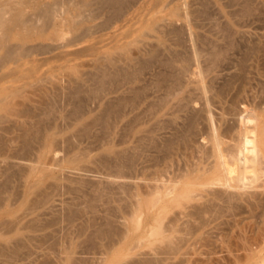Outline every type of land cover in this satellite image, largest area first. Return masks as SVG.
<instances>
[{
    "label": "rangeland",
    "instance_id": "rangeland-1",
    "mask_svg": "<svg viewBox=\"0 0 264 264\" xmlns=\"http://www.w3.org/2000/svg\"><path fill=\"white\" fill-rule=\"evenodd\" d=\"M6 1L9 3L8 10L9 8L16 10L10 12L9 16L7 15L9 17L7 27L0 26L1 37L9 34L13 36L12 39L6 41L5 48L0 45V57H2L4 49L8 45L14 44L19 51L11 62L5 65L0 62L2 64L0 68V100L10 95L9 100L16 99L19 102L29 103L31 106L38 105L39 107H36L39 108L37 109V111L39 110V118L41 116L44 118H41L46 128L44 132H47L48 128L51 127L50 129L57 131V135L53 142L51 140L46 142V147L48 148L51 145V148L41 158H38L37 147L43 146L44 142L39 139L41 134H37L36 138H39L35 141L32 140L30 156L26 154L25 150L18 149L17 142H8V148L5 149L6 151L4 150L5 153L0 154V161L2 156H9L11 161L17 160V162L27 160L25 163L29 162L37 169L33 172L34 175L38 174L41 168L47 169V175L43 179L41 189L45 188L42 193L47 192L45 194L51 196V199L55 201L57 219L52 227H49L50 229L46 228L34 233L37 240L43 238L41 243H37L34 239L29 249L22 248L23 251H20L17 257L12 259L7 257L11 250H6L5 253L0 252L2 254H0V264H133L135 261L136 263L146 262V260L150 261L151 259L155 262L157 259L170 257L171 255L172 258L168 260L171 262L169 264H264V189L256 187L260 177L261 180H264V165L260 164L246 168L245 177L248 179H245L246 184L241 186L238 179L244 176V169L238 167V165L230 164L228 160L231 153L234 152L231 149L239 140L241 131L247 127L251 130L253 125L258 126L259 134L264 129V0H135L128 5L129 7H126L127 11L123 18L113 21L111 26L108 25L109 27L105 25L110 14L109 10H101L99 7L103 6L97 2L99 0H96L95 3L93 2L95 0H86V3L82 6L79 5L83 0H73L79 3L78 6L74 5L73 1L72 5H67V0L65 3L59 0H0V6L1 3ZM91 1L94 5H90L89 2ZM246 1L249 3L248 5H245L247 4ZM54 2L55 4L64 3V5H61L64 12L56 10L57 12L53 13L54 21L48 25L42 20L40 13L48 6L51 7ZM244 5L245 7L250 6L249 8L254 10L250 14L251 16L242 15L245 9ZM55 6L58 9V6ZM97 10L101 11L98 12ZM83 12L89 17L87 19L84 14L81 15V18L84 17L85 20L80 18V24L75 28L69 27L64 20L70 19L72 14H78L77 16L80 17ZM97 13L99 16H97ZM179 13L183 14L184 17L181 19L175 18ZM20 14L23 19H25V16L28 17L29 24L27 23L26 26L18 24ZM35 15L36 18H40L37 19V23L33 21L36 19ZM171 16H174L177 26L185 25V30H182V34H179L180 38L184 37V41H182V38L180 45L176 48L181 52V57L184 59L185 57L190 58L193 63L192 72L197 70L198 65L202 69L208 65L206 55H200L203 52L201 51L202 43L198 40V35L204 34L200 38L209 40L214 37V33L216 35L224 33L225 31H221L224 29H222V26L230 21L234 23V45L228 46L225 41H221V47L225 49V55L220 59L221 63L219 61L217 66H214L213 73H206L204 72L205 68L203 69L200 85L203 84L204 88L199 86V89L191 86L184 92L186 99L192 101H190V107L187 109L182 108V106L180 109L176 108L175 115L172 117V120L174 117L175 119L172 122L173 125H171L172 129L170 128V131L177 133L178 140L172 149L173 154L170 153L168 162L165 165H155L153 161L154 152L148 147L149 138H143L140 141L139 137L131 133H124L127 119L116 121L117 133L111 135L114 144L118 149L124 148L125 150L133 149L134 146V150L126 151V153L128 152L127 155L138 159L135 161L133 178H128L127 182H141L144 186L142 191L145 189L144 194L151 191L153 185L166 186L170 189L178 187V190L182 193L181 195H186V192L190 190L196 191V197L189 201H181L179 205H173L170 211L159 220L142 215L140 228L137 229L130 218H124L125 215L121 210L113 209L114 204H111L110 208L109 204H106L104 197L114 195L117 198L119 195H125L118 192L124 180L119 177L118 179L117 175L115 176L116 173L102 163L103 156L101 157V155L103 151L101 150L104 145L103 140L106 141L103 127L96 124L93 126L92 133L88 136L82 135L80 128L90 122L89 120L98 116L101 104L105 100L104 95L100 93L101 91H99L101 97H97L99 93L96 87L101 89L97 79L101 76L99 71L102 72L106 67L107 57L115 58L117 64L118 59H125L127 56H131L134 62L137 61L136 57H139V55L147 58L146 53L150 49L155 35L151 29L154 26L159 28L161 24L164 25L172 18ZM61 17H64L62 22L60 21ZM216 29L220 32L216 33ZM241 34L244 36L242 35L240 40ZM191 37L196 40L195 47H191ZM180 38L178 39L174 35L171 36L170 40L172 44L176 45ZM244 38L248 39L247 44L244 42L246 40ZM255 45L257 50L249 55V48ZM24 47L28 49L26 50ZM31 48L33 49L31 50ZM197 49L200 50L197 51ZM200 51L201 53H199ZM196 52L200 55L198 60L193 58L191 60L192 55ZM25 53H27L26 56ZM0 61L2 60L0 59ZM96 75L99 78L97 76L96 79ZM213 75H216L215 78ZM149 76L150 72L148 70L145 73L147 81ZM212 79L214 80L213 84L210 81ZM227 80L232 85L228 90L229 94L227 92L221 101L214 100L212 96L213 89L228 84ZM93 88L95 93L97 91V96H95L96 94L92 96L89 94ZM79 91L81 94H75ZM84 91L87 93H84ZM40 94L44 97V100ZM115 95L116 93L110 96ZM94 96L97 98L95 99ZM37 99H42L43 104L41 100L39 102ZM149 99V96L145 98L140 105V109L149 102ZM2 103L3 100L0 101V106ZM229 108L231 109L229 110ZM135 112H139V108L135 109L132 114ZM4 113V111H1V114ZM78 113H80L79 116ZM191 114L197 115L195 116V118H198V120L196 119L197 130L195 134L186 137L188 135L186 121ZM46 115L51 117L45 119ZM14 120L15 117H11L6 124L0 125L1 128L3 126L7 127L5 132L0 128L1 138L13 139L12 136L17 135L13 126ZM11 126L14 128H10ZM144 126L150 127L151 121L146 118ZM223 128L227 131H224ZM80 130L81 132H79ZM214 131L220 137L223 135L220 150L225 156L226 166L222 168L215 167L216 157L212 147ZM122 136L124 137L122 138ZM124 139L125 141H123ZM80 152L81 154L84 152L85 157ZM228 152H231L230 155ZM73 154L75 155L73 156ZM71 158H75L72 163L70 162ZM22 171L21 174H16L10 180L11 186L18 188L17 194L21 192L22 186L26 182L24 176L27 170L22 169ZM3 173V167H0L1 185L6 180V174ZM200 175L201 177L198 178ZM253 175L259 176V178L257 177L258 180ZM224 177H234L231 181V187H224L220 182L212 183L215 178L224 179ZM82 178L91 179L94 183L97 182L96 185L99 184L100 186L97 185L96 187L99 186V188H93L92 185H79L76 181L78 179L82 180ZM95 180L97 181L95 182ZM129 184L127 183L132 188ZM215 190H222L227 194H222L213 199L212 193ZM87 193H89V196L91 195V198L92 194L93 197L98 193L104 195L100 194L103 200H97L94 204L97 205L96 210L92 212L95 218L91 217L89 210L86 213V207L92 200L87 198L89 197ZM14 197L12 208L4 199V204V201H1L3 206L0 204L2 206L0 207V222L8 218L6 210L17 211L25 205L23 203L19 204L20 198L17 195ZM213 204L214 206H211ZM78 206L83 215L69 219L67 217L69 208L77 210ZM205 209H208V211ZM47 221L49 219L45 220V222ZM159 225L162 234L158 237L152 231ZM99 229L108 231L107 235L97 234ZM5 230L6 228L0 224V234L5 233V235L11 236L6 234L7 231ZM151 233L152 235H150ZM23 234L28 236V234L33 233L31 228H26L23 230ZM126 235V240L123 244H120L119 240ZM162 236H168L166 244L159 240ZM3 241L0 237V243ZM156 243L163 244L161 249H159L161 245H156ZM175 245H178V251L167 250V252H174V254L171 253L170 256L167 253L166 255H159L161 252H166L163 249L172 248Z\"/></svg>",
    "mask_w": 264,
    "mask_h": 264
},
{
    "label": "bare ground",
    "instance_id": "bare-ground-1",
    "mask_svg": "<svg viewBox=\"0 0 264 264\" xmlns=\"http://www.w3.org/2000/svg\"><path fill=\"white\" fill-rule=\"evenodd\" d=\"M59 1L64 2V3L66 2V0L65 1L59 0ZM72 1L73 0H67V3H68L67 5H69V4L72 5ZM134 1L135 0H99V1H97L99 4L100 3L102 4L101 6H103V7H99L101 10L105 11V9H107V10H109V13H110L108 18H107V22L105 25L111 26V24H113V21H117V20L123 18V16L125 15V12L127 11L126 7ZM55 2H57V1H55ZM55 2H54V4H55ZM91 2H89L90 5H92V4L94 5L96 0L93 1L94 3L93 2L91 3ZM64 3L55 4L58 6V9L54 4L51 7L47 5L48 7L45 10L43 9V11H41V13H40L41 15L39 14L40 17L42 18V20H44L46 23H48V25H50V22H53L54 18H55L53 16V13H56L57 12L56 10H62L63 11V9H62L63 7L61 5H64ZM84 3H86V0H83L82 3H80V5L77 1L76 2L73 1V4L76 6H78V5L82 6ZM47 4H49V3H47ZM59 4L61 7L59 6ZM88 4H85V5H88ZM248 4L249 3L247 2V4H245V5H248ZM8 5H9V3H8V1H6L4 3H1V6H0V26L1 27H5V26L7 27L8 23H9V20H8L9 17L8 16H9L10 12H12V11L15 12V10H16L13 8H9V10H8L7 9ZM245 5L243 7H245ZM249 7H245V9L243 11L244 13L241 11L242 15L245 14V16H248L252 13V11H254V10H251ZM59 8H61V9H59ZM65 9L66 8L64 6V10ZM100 11H98V12H100ZM60 13H62V12L60 11ZM83 14L88 19L89 16H87V14H85L83 12L80 14V17L77 16L78 14L77 15L72 14L70 19H64V17H61L60 21L62 22V20L64 19L68 23L69 27L75 28V27H77V25L80 24L81 19L84 18V17L81 18V15H83ZM37 16H38V13H37ZM97 16H99L98 13H97ZM21 17H22V15L20 14V20L18 19L19 20L18 24L20 26H26L27 23L29 24L28 17L25 16L24 17L25 19H23ZM171 17L172 18H170L167 21V23H165L164 25L161 24V26L159 28L154 26V28L151 29L155 33V35H154V41L151 43L150 49L146 53L147 58H144V57H142V55H139V57H136L137 61L134 62L133 58H131V56H127V57H125V59L124 58L118 59V64H117V61L115 60V58L107 57L106 63H105L106 67L104 66L105 69H103L102 72L99 71L101 73L100 78L98 75H96V79H97V76L99 78V79H97L98 81L97 80L96 81L98 82L101 89H99L98 87H96V88L98 90V93H99V91H101L100 93H102L104 95L105 100L101 104L100 112H99L98 116H95L93 119L91 118L92 120H89L90 122H88V123L85 122L86 124L82 125L83 127L81 126V128H80L82 130V135L84 134V135L88 136L89 134L92 133L93 126H95L96 124H100L103 127L102 129H104L103 133L105 134L104 137H105L106 141L104 142V140H103L104 145H103L102 150H101V151H103V154L101 155V157L103 156L102 163L105 167H107L109 169L111 168L116 173L115 176L117 175V178L119 177V178L124 180V181H122L123 183L120 185L118 192L125 195V196L119 195L120 197L118 196L117 198L114 195H110V196L104 197V198L106 200V204H109V208H110L111 204H114L113 209H116L118 211L121 210V212H123V214L125 215L124 218H130L134 227L137 229L140 228V218L142 215H145V217H147V218L154 217L156 220H159V219L163 218L170 211V209L173 205H179L181 201H184V200L189 201L190 199L196 197V195H195L196 191L190 190L189 192H186V195H181L182 193L178 190V187L170 189L166 186L165 187L164 186L158 187V186L152 184L153 186H151L152 187L151 191H149L148 193L145 192V194H144L143 191H145V189L142 191L144 186L141 184V182L140 183L139 182H127L126 180H128V178H133L132 174L135 171V168H134L135 167V161L138 159L133 158L134 157L133 155H132L133 157H131V155L130 156L127 155V154H129L128 152L126 153V151L134 150V148H135L134 146H133V149L129 148V149L125 150L124 148L118 149L116 144H114L111 135H114L117 133L116 121L119 119L120 120L127 119V121H125L126 125L124 126V133H126V134L131 133V134L139 137L138 139L140 141H141V139L143 140V138L144 139L149 138L150 140H148L149 141L148 147H150L154 152L153 161H154L155 165H158V166L165 165V163L168 162L167 161L168 157H169L170 153H172V149L174 148V145L178 140V137H176L177 133L170 131V128L172 127L171 125H173L172 122L175 119V117H174V119L172 120V117L175 115L176 108L180 109L182 106V108L184 107L185 109H187L190 107V101H192V100L186 99L187 97L184 95V92H186L187 91L186 89L190 88L191 86H194V87L199 88V89H200V87L204 88L203 84L200 85L201 74L203 73L204 70H205L204 72H206V73H209V74L213 73V71H214L213 69L217 66V63L220 61V59L225 55L224 54L225 49L223 47H221V41H225V43H227L228 46L234 45V35H233V33H235V32H233V29H234L233 24L234 23H232L230 21H228L224 26H222V29L223 28L224 29L221 31L222 32L225 31L224 33L221 34V33H219L220 31H217V29H216V33H219V35H216L213 32L214 37L210 38L209 40L200 38L201 35H204V34L198 35L199 36L198 40L202 43L201 51L203 52V53H201V51H200L199 53H201L200 55L203 54V56L206 55V61H207L208 65L205 67L203 65V67L205 68V69L203 68L204 70L198 65L197 70H194L192 72L191 68H192L193 63L190 61V58L187 59V57H185V59H184L183 57H181V55H180L181 52H179L178 49L176 48V46L180 45V41L182 38H183L182 41H184V37L182 36L180 38L179 34H182L181 33L182 30H185V25L177 26V24L174 20V16H171ZM183 17H184V15L179 13L175 18L181 19ZM35 18H36V15H35ZM37 19L38 18H36L34 20L31 19V20H33L34 23H35V21L37 23L40 18L38 20ZM84 20H85V18H84ZM233 21L235 22V20H233ZM41 23H42V21H41ZM211 23H213V22H211ZM35 25H37V24H35ZM60 25H61V23H60ZM102 27H103V25H102ZM100 28H101V26H100ZM213 28H215V26H213ZM231 30H232V32H231ZM83 32H84V30H83ZM174 35L177 36L178 39L180 38V40H178L176 45L172 44V41L170 40L171 36H174ZM242 35L243 34H241L240 40L242 38ZM191 36H192V34H191ZM0 37H1V35H0ZM12 37L13 36L10 34L7 36H2L0 38L1 47L5 48L6 41H9L10 39H12ZM238 38H239V35H238ZM246 38H244V40ZM251 38H252V36H251ZM2 41H4V43H2ZM187 41H188V39H187ZM190 41H191V47H195L197 44L196 40L192 39V37H191ZM247 41H248V39H246L244 42L247 44ZM173 43H175V42H173ZM185 43H186V41H185ZM246 44H245V46H246ZM24 48H26V47H24ZM27 49L28 48H26V50ZM32 49L33 48H31V50ZM198 50H200V49H197V51ZM256 50H257L256 45L254 47H250L248 54L250 55V54L254 53ZM18 51L19 50L16 48V46L14 44L8 45L6 47V49H4V54L2 55V57H0V59L3 62L2 61H0V62L4 63V65L8 62H11V60H13L15 58ZM130 52H131V50H130ZM191 52H193V51H191ZM199 53L196 52L194 55H192V53H191V55H192L191 60H192V58L198 60V57L200 56ZM26 55H27V53H25V56ZM220 63H221V61H220ZM1 67H2V64H0V68ZM148 70L150 72V76H149V79L147 81V79L145 78V73ZM95 74H94V76H95ZM215 76H214V78H215ZM210 81H212V84L214 83L213 79ZM229 81H230V79H229ZM227 83L228 84H225L224 86L217 87V88L213 89V95L212 96H213L214 100H217V101L222 100L224 95L228 92V90L232 86L229 84L230 82H228V80H227ZM78 84H80V83H78ZM212 84H211V87H212ZM78 88H80V87H78ZM44 89H43V91H44ZM93 90H94V88L92 89V91L89 92V94L91 96L95 95L97 93V91L95 93ZM208 90H210V89L208 88ZM210 91H212V90H210ZM14 93H16V92L14 91ZM77 93H80V91L76 92L75 94H77ZM84 93H87V92L84 91ZM84 93H82V94H84ZM100 93L98 96H97V94L95 96L99 97L101 95ZM115 93H116L115 96H110L111 94H115ZM228 94H229V92H228ZM40 96L43 97L41 94H40ZM95 96H94V98L96 99L97 97H95ZM148 96L150 97L149 102L143 108L140 109V105L145 100V98H148ZM8 97L5 96L4 99L1 98V100H0V101L3 100V103L0 106V125L3 123L6 124L11 117H15V120L13 121V126L15 127L17 135H15L14 137L12 136L13 139H11V138L10 139L9 138L4 139V138L0 137V154L2 152L5 153L4 150L6 148H8V146H7V144H9L8 142H10V143L17 142L18 143V149L20 148V150H25L26 154L28 156H30V153L32 151V140H34V141H35V139L38 140L39 137L36 138V136H37V134L38 135L41 134L40 135L41 138H39V139L43 140L44 145L37 147L38 158H41L42 156L46 155L47 151L49 152V149L51 148V145H49L48 148L46 147V142L48 140H51V142H53L54 138L57 135V131L50 129L51 127L50 128L47 127L48 131L44 132V129H46L44 121H42V119H44V118H42V116H41L42 119L39 118V113H38L39 110L37 111V109H39V108H37V107H39L38 105H36L37 107L31 106V104H29V103L19 102L16 99L9 100ZM41 97H39V98H41ZM37 100H39V102L42 101V104H43L44 97H43V100L42 99H37ZM82 101H84V100H82ZM45 102H46V100H45ZM194 102H195V100H194ZM192 104H193V102H192ZM138 108H139V112H135L134 114H132V112ZM202 108H203V106H202ZM79 109H81V108H79ZM230 109L231 108H229V110ZM1 111H4L5 113L1 114ZM205 111H207V109H205ZM79 114L80 113H78V116H79ZM129 114H131V115H129ZM235 115H236V113H235ZM46 116L47 117L45 119H47L48 117H51L50 115H46ZM128 116H130V118H128ZM195 116H197V115H195ZM195 116L193 114H191L186 121L187 122L186 123V127H187L186 129L188 132V135H186V137L192 135L193 133L194 134L196 133V130H197L196 119L198 120V118L197 117L195 118ZM203 117H204V115H203ZM146 118L151 121L150 127L144 126L145 122H146ZM233 119H235V118H233ZM56 121H57V119H56ZM231 123H230V125H231ZM7 126L9 127V125H7ZM13 126H11L10 128H12ZM6 128H5V126H3V128H1V130L5 132ZM228 129H229V127H228ZM246 129L239 133V140L234 145L232 144L233 148L231 146V148H232L231 151L233 150L234 152L233 151H232L233 153L230 152L231 156H229L230 158L228 159L230 164L238 165V167L244 169V172H243L244 176L239 177V179H238L241 186L245 185L246 184L245 179H248L245 177L246 176L245 175V172H246L245 169L246 168H249L251 166L255 167L256 165H260V164L264 165V129L261 130L260 134L258 131V126H256V125H253L251 127V130H249L250 128H248V127ZM81 130L79 132H81ZM224 131H227V130L224 129ZM223 134H225V133H223ZM123 137L124 136H122V138ZM180 137H179V139H180ZM221 137H223V135ZM221 137L218 134H216L214 131L213 136H212V147H213V150L215 151V157H216L215 167L216 168H222V167L226 166L225 156H224L223 152L220 150V146L223 143V141H222L223 139ZM125 139L123 141H125ZM185 142H186V140H185ZM33 148H34V146H33ZM137 150H139V149H137ZM65 151H66V149H65ZM43 152L45 154H42ZM84 152H82V154L80 152V154L84 156L85 155V154H83ZM230 153H229V155H230ZM137 154H139V153H137ZM74 155L75 154H73V156ZM145 155H144V157H145ZM139 156H140V154H139ZM139 156H136V157H139ZM227 156H228V154H227ZM73 159H75V158H73ZM73 159L72 158L70 159L71 163H72ZM25 162H23V161L21 162V160H20V162H17V160L11 161L9 156H5V157L2 156V160L0 161V167H3L4 173L6 174V180L5 181L3 180L4 183L2 185L0 184L1 185L0 186V202L4 199L7 203H9V207L12 208V206H13L12 205L13 204L12 199L15 198L14 196L17 195L20 198L19 204L20 203L25 204L21 209H18L17 211L12 212V211L6 210L5 212H6V214H7L6 216L8 218H5L4 220H2L0 222V224L6 228V230H5V231H7L6 234L11 235V236H8V235H5V233L0 234L1 239L4 240L3 242H1L2 244L0 243V252L2 253V251H3V253H5L6 250H11L10 254L7 256L11 259L17 257L19 255L20 251H23V250H21L22 248L23 249H26V248L29 249L31 242L34 239L37 241V243H41L43 241V238L41 240H39V239L37 240V236L34 233L39 231V230L49 228L50 226L52 227L54 221L57 219V216H56L57 215V208H56L55 203H54L55 201L51 199V196L49 197V195L45 194L47 192H45L44 194L42 193L43 189L45 190V188L41 189L43 179L47 175V169L41 168V169H39L38 174L34 175L33 172L37 170L35 168V166L33 167L31 163H29V162L25 163ZM22 169L27 170V173L24 176L26 182L22 186L21 192H18V194H19L18 195L16 192L18 188L11 186L10 180H11V178H13V176H16V174L17 175L21 174L23 172ZM6 171H7V173H9L8 175H7ZM164 172H167V171H164ZM200 177H201V175L198 176V178H200ZM254 177H256V176H254ZM257 177L259 178V176H257ZM83 178H82V180L78 179L79 181L77 180L76 182H78V184L81 186L92 185L93 188L94 187L99 188V186H100L99 184H97L99 186L96 187L97 186L96 185L97 180H95L96 183H94L91 181V179L87 180L88 178L87 179H83ZM258 178H257V180H258ZM233 179H234V177H224V179L215 178V180L212 183H216V182L219 183L220 182V184L222 186L228 188V187H231V185H232L231 181ZM257 180H255V181H257ZM174 182H175V180H174ZM19 183H20V181H19ZM127 183H130L129 185H131L132 188L134 187V189H132L130 186H128ZM92 187H91V189H92ZM170 187H172V186H170ZM256 187L264 189V180H261V177H260V180H258ZM39 189H41V190H39ZM99 192H100V190H99ZM173 193H174V195H172ZM210 193H212V192H210ZM225 193L226 192L222 191V190H215L214 193H212L213 199L216 197H219ZM257 193H258V190H257ZM82 194H83V192H82ZM87 194L89 196V193H87ZM100 194L99 193L95 194L94 197L92 194V198H91V195L89 197H87L88 199H90V198L92 199L89 202L88 206L86 207L87 208L86 213L90 211L91 217H94L92 215V212H94L96 210L95 208L97 207V205L96 206L94 205L95 202H97V200H103L102 196H104V195L101 194L102 195L101 196ZM252 194H254V193H252ZM230 197H231V194H230ZM230 200H231V198H230ZM5 201L3 202V204L5 203ZM88 201H87V203H88ZM100 203H101V201H100ZM0 204H2V202ZM3 204H2V206H3ZM214 204L211 206H214ZM2 206L0 205V207H2ZM76 209L78 211L72 209L71 207L69 208L68 216H67V217H69V219L83 215L82 211H80L81 209L79 208V206ZM218 209H220V208H218ZM198 210L200 211L199 208H198ZM199 211H198V215L200 214ZM206 211H208V209ZM203 212H202V214H203ZM212 214H213V212H212ZM84 216H85V214H84ZM47 219H49V221L45 222V220H47ZM173 221H175V220H173ZM105 224L107 225V223H105ZM26 228H29V229L31 228V231L33 234H28V236H26L27 234L26 235L23 234V230ZM160 230H161V226L159 225V226L155 227L152 232L154 235H157L159 237L160 234H162V232ZM5 231H3V232H5ZM99 231H100V233H99ZM99 231L97 230V232H98L97 234H99V235L100 234L101 235H103V234L107 235V232H108L105 230L101 231V229H99ZM150 235H152V233ZM167 237L162 236L161 238H159V240L164 242V244H166L165 242H167V240H166ZM126 238H127V235L122 237V239L120 238L121 240H119V243L123 244V242L126 240ZM180 240H181V238H180ZM141 242H143V240H141ZM33 244H34V242H33ZM157 244H159V243H156V245ZM181 244H182V242H181ZM36 245H38V244H36ZM162 245L163 244H161V243L159 244V246H160L159 249H161ZM153 249H155V248H153ZM164 250H166V252ZM167 250L168 251L169 250L170 251H176V250L178 251V245H175L174 247L172 246V248L170 247L168 249H163L164 252H161L159 255H162V254L166 255V253L168 255L169 254L171 255V253L174 254V252L170 253V252H167ZM28 252H29V250H28ZM2 258H3V256H2ZM170 258H172V255L170 257L167 256V257H164L162 259H157V261H155V262H153V259H151L150 261L146 260V262H137L136 263V261H135V263L136 264H159V263L160 264H169V263H171L168 261ZM5 259L7 260V258H5ZM6 260H4V261H6ZM135 263H133V264H135Z\"/></svg>",
    "mask_w": 264,
    "mask_h": 264
}]
</instances>
